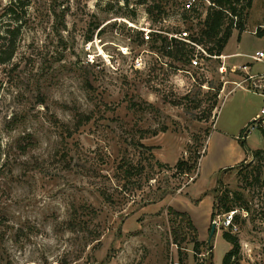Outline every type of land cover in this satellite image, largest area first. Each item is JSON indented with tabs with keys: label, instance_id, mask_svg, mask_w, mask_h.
Masks as SVG:
<instances>
[{
	"label": "rangeland",
	"instance_id": "rangeland-1",
	"mask_svg": "<svg viewBox=\"0 0 264 264\" xmlns=\"http://www.w3.org/2000/svg\"><path fill=\"white\" fill-rule=\"evenodd\" d=\"M13 1L0 0V40L8 28L17 39L0 62V264H224L227 230L240 242L229 264H264V137L252 123L264 60L193 42V65L152 41H191L212 0L187 19L185 0H22L9 13ZM246 4L235 2L249 16L241 39L229 13V50L255 53L264 0ZM181 159L192 171H177ZM217 186L241 196L233 227L228 213L211 219Z\"/></svg>",
	"mask_w": 264,
	"mask_h": 264
},
{
	"label": "trees",
	"instance_id": "trees-1",
	"mask_svg": "<svg viewBox=\"0 0 264 264\" xmlns=\"http://www.w3.org/2000/svg\"><path fill=\"white\" fill-rule=\"evenodd\" d=\"M239 0H212L214 6L209 9L206 14V17L200 21V24L203 27L200 28V31L197 34H190L191 41H188L184 36H169L168 34H164L160 31H154L153 40L158 41L161 40V48L165 50V52L169 56H173L178 62L183 63H192V58L197 52V48L193 42L197 44L203 43L207 45V52L211 55H222L225 51V48L233 35L234 30V19H231L229 23H227V19L229 17V13L232 15H239V21L237 22V27L240 29V36L241 33L246 29V21L243 20L244 11L239 9L235 2ZM14 2V3H13ZM8 5L7 9L9 13H14L15 10L13 8V4L20 3L22 0H16ZM16 2V3H15ZM25 4L24 2H22ZM253 0H247V4L245 6L252 7ZM185 10V9H184ZM196 9L192 10H185L186 13L184 14L185 19H187V12H193ZM188 38V37H187ZM16 33L14 29L8 28L1 36L0 40V62L6 63L10 61L16 51ZM211 43V44H210ZM210 44V45H209ZM6 53V56L4 55ZM1 88V87H0ZM254 120L252 123H255ZM251 123V124H252ZM250 127V126H249ZM247 127L244 131L248 130ZM261 133L264 137V128L263 126L260 127ZM245 136V134H243ZM242 135V136H243ZM246 137V136H245ZM245 139V138H244ZM245 144V141L243 142ZM249 149V148H248ZM262 150H258L257 153H260ZM175 168L178 172L182 174L189 173L192 171L193 166L190 164L189 160L181 159L179 160ZM127 171L129 169H126ZM133 171V170H132ZM130 174V172H129ZM261 172L257 173L256 171L252 170L248 172L247 176L244 177L245 181H248L250 185H253L255 182L260 181ZM264 181L261 182V184ZM216 197L213 204V209L211 213V219H213L217 214L222 213H231L234 211L232 220H231V227H233L236 222L239 221L240 214L238 213L237 208V199L239 196L237 191L232 190H225L222 191L219 189V186L215 188ZM241 208L250 215L252 208L251 206H241ZM183 215H185L183 213ZM192 220V219H191ZM194 224V223H193ZM225 239L232 245L230 250L226 253L223 263L229 264L230 260L236 253H238L240 249V242L239 238L236 234H233L231 230H227L224 232ZM198 244H195V248L198 247Z\"/></svg>",
	"mask_w": 264,
	"mask_h": 264
},
{
	"label": "built area",
	"instance_id": "built-area-1",
	"mask_svg": "<svg viewBox=\"0 0 264 264\" xmlns=\"http://www.w3.org/2000/svg\"><path fill=\"white\" fill-rule=\"evenodd\" d=\"M199 3H200V0H185L183 2V8L185 10L196 9L197 6L199 5ZM146 36L147 37H150V34L147 33ZM199 47H200V45H199ZM200 49H202V51H204V53H206L207 55L213 56V55L209 54L206 49H204L202 47ZM199 52H200V50H199ZM251 57L254 58L255 60H259V61L260 60H264V50H258L255 54L251 55ZM200 63L201 62H200V60L198 58V55L196 53L194 55V57L192 58V64L193 65H199ZM243 67L246 69L248 66L247 65H244ZM256 75L258 76V74H250L249 76H250V78H255ZM260 76L264 77V74H262ZM255 120H256V126L258 125L257 124L258 122H262V124H260V125L261 126H264V106L262 107L260 114L257 115V117L255 118ZM242 138H245V136L243 135ZM233 214H234V211H232L231 213L228 214L229 215L228 216L229 217L228 218V224L229 225L231 224V220H232Z\"/></svg>",
	"mask_w": 264,
	"mask_h": 264
},
{
	"label": "crops",
	"instance_id": "crops-1",
	"mask_svg": "<svg viewBox=\"0 0 264 264\" xmlns=\"http://www.w3.org/2000/svg\"><path fill=\"white\" fill-rule=\"evenodd\" d=\"M254 2H255V0H253V3H252V6L254 5ZM252 8V7H251ZM250 15V14H249ZM260 24V28H261V30L264 32V30L262 29V28H264V23H259ZM249 27H250V23H249V16L247 17V19H246V29L245 30H249ZM234 34L235 33H233V35L232 36H234ZM240 39H241V36H240ZM239 39V40H240ZM258 50H264V49H262V48H258L256 51H255V53L258 51ZM255 53H247V52H245V51H243L242 49H239V48H237V49H235V50H229V42H228V44H227V46H226V48H225V51H224V53L223 54H225V56L229 59V60H236V61H238V58L239 57H241V56H251V55H253V54H255ZM238 62H240V61H238ZM241 63V62H240ZM242 64H243V66L244 65H247L248 67L246 68V72L248 73V74H260V73H253L252 72V67H251V65H250V62L248 63V62H242ZM254 117H257V115L256 116H254Z\"/></svg>",
	"mask_w": 264,
	"mask_h": 264
},
{
	"label": "water",
	"instance_id": "water-1",
	"mask_svg": "<svg viewBox=\"0 0 264 264\" xmlns=\"http://www.w3.org/2000/svg\"><path fill=\"white\" fill-rule=\"evenodd\" d=\"M216 228H217L216 222H213L212 228H211V233H210L211 237L215 234Z\"/></svg>",
	"mask_w": 264,
	"mask_h": 264
}]
</instances>
